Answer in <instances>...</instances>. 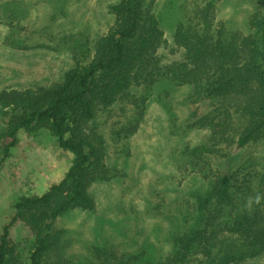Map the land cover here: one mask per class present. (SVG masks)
<instances>
[{"label": "rangeland", "instance_id": "obj_1", "mask_svg": "<svg viewBox=\"0 0 264 264\" xmlns=\"http://www.w3.org/2000/svg\"><path fill=\"white\" fill-rule=\"evenodd\" d=\"M118 2L0 0V92L34 93L60 84L76 61L87 64L96 40L113 26L111 7ZM149 4L162 32L152 69L156 81L133 86L82 121L83 135L101 154L109 180L88 188L92 210L74 209L52 223V232H61V238L47 264H97L106 253L163 260L185 215H193L200 199L232 173L230 184L240 185L247 198L264 194V136L238 145L236 135L243 130L238 99L205 92L206 64L196 69L174 38L183 27L207 37L201 47L231 45L240 67L253 34L250 17L262 14L264 0ZM211 74L207 70L206 76ZM2 114L0 133L7 119ZM216 126H223L221 132ZM213 132L215 140L210 139ZM8 141L0 136V235L8 224L7 240L28 264L33 235L23 222H12L13 206L58 183L73 155L45 129L20 130L15 145L4 153ZM259 208L264 218V201ZM240 264H264V257Z\"/></svg>", "mask_w": 264, "mask_h": 264}, {"label": "trees", "instance_id": "obj_2", "mask_svg": "<svg viewBox=\"0 0 264 264\" xmlns=\"http://www.w3.org/2000/svg\"><path fill=\"white\" fill-rule=\"evenodd\" d=\"M151 1L119 0L113 5L114 24L96 40L90 61L82 66L76 61L60 84L34 93L0 92V111L7 116L0 136L9 140L4 153L15 145L20 130L45 129L56 138L61 149L73 155L58 183L41 196L21 197L13 206L12 222H23L33 235L28 264H47L48 254L61 238V232H52V223L74 209L92 210L88 188L95 182L109 180L103 171L101 154L83 135L82 121L97 108L112 105L133 86L156 81L152 69L162 32L150 12V4L147 6ZM262 11L250 17L253 34L247 39L249 49L240 67L234 64L237 53L231 45L201 47L207 37L182 30L183 27L174 35L190 64L196 69L206 64L205 92L238 99L243 122V130L236 135L239 146L264 136V5ZM207 70L212 71L210 77L206 76ZM216 127L221 132L223 126ZM216 133L210 139L215 140ZM233 178L234 173L200 199L193 215H185V225L172 235V251L165 259L117 258L106 253L98 256L97 264H240L264 257V218L259 213L260 205L245 209V190L230 184ZM7 226L0 235V264H23L16 246L7 240Z\"/></svg>", "mask_w": 264, "mask_h": 264}, {"label": "clouds", "instance_id": "obj_3", "mask_svg": "<svg viewBox=\"0 0 264 264\" xmlns=\"http://www.w3.org/2000/svg\"><path fill=\"white\" fill-rule=\"evenodd\" d=\"M264 201V194L257 193L254 197L249 196L244 204L245 209L251 210L254 205H260Z\"/></svg>", "mask_w": 264, "mask_h": 264}]
</instances>
